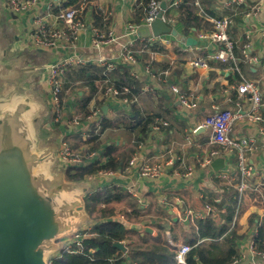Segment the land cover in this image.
Here are the masks:
<instances>
[{
    "label": "crops",
    "instance_id": "1",
    "mask_svg": "<svg viewBox=\"0 0 264 264\" xmlns=\"http://www.w3.org/2000/svg\"><path fill=\"white\" fill-rule=\"evenodd\" d=\"M51 1L52 0H39L27 12L16 18L8 11L5 6V1L0 0V6L9 14V24L13 26L14 30V33L9 37L0 34V49H3L0 54V62L2 64L12 65V71H14L16 65L21 63L19 62L21 60H19L17 54L37 51L45 55V60L40 64L27 57V61L30 62L29 68L20 69L19 72L24 75L28 73V75L25 79L20 76L19 87H22L25 94L38 103V101L34 99V96L28 93L24 86L21 85L22 81H26L30 84L33 83L32 81L35 77L31 74L34 70L38 71L39 76L37 78V84L46 99L45 105L49 114L51 111L48 105L46 84L43 80L42 68L44 65L56 61L57 58L65 56L66 53L62 50L55 52L33 49L30 47L27 34L32 29L34 13L38 10L46 16L49 13L46 7ZM136 1L137 0L95 1L94 4L108 17L109 24L105 30L111 31L114 36V41L103 46L100 50L93 49L91 45L92 32L89 27L90 22L95 26L91 11L89 8L85 12L83 11V18L88 26L78 34L76 54L83 59L86 64L98 66L96 64L100 59L119 63L122 46L131 44L132 48L138 42H143V40H147L152 35L150 28L142 25L141 20L138 24L133 20L132 9ZM167 1L171 3L172 0ZM200 1L202 2V6H200L203 14L208 18L228 17L232 20V24L228 30L229 37L232 40L235 38L237 42H242V48L247 41L252 45L251 55L257 58L259 63L249 64L246 61L251 69L249 80L257 82L263 100L264 68L262 67V63H264V0H246L242 4H232L229 6L225 4L226 0ZM236 6H243V9H236ZM197 14L203 18L199 10H197ZM234 18L238 21H234ZM130 24L135 26L132 32L127 29V26ZM169 27L176 30L177 34L176 36L165 34V37L170 40V45L165 47L158 43L162 48V52L149 53L151 59L158 65V73L146 66L143 59L136 60L135 65L131 68V73L133 72L135 77L138 78L143 85L142 93L140 97L137 98L139 109L148 113L160 114L161 117L157 118L156 122L160 120L167 123V125L164 126L159 124V128L155 129L153 128V126L156 125L155 123L151 127L148 137L143 143L137 146L136 152L132 154L129 160L134 155L140 157L142 161L148 164L172 160V166L167 169L163 176L156 180H150L140 176L139 171L135 167H130L128 165V160L124 163L122 169L111 170V176L102 177L96 175L92 178H87L85 184L76 186L83 191L86 190V187L92 186L101 187L112 184L121 186L142 208H151L152 210L154 207H163L172 217V220H179L186 224L189 222V220L185 221V212L187 210L203 212L201 211L202 208H194L199 198L202 196L201 191L203 189H217L215 178L221 180L217 176L218 173L214 172L211 166L200 167L197 160L203 158L207 153L213 150H218L221 154H224V149L212 142L213 134L209 128H205L200 132H194L193 130L197 126L205 123L207 117L211 118V114L218 111L221 104L226 105L229 91L235 89V87L230 86L223 92L212 94L211 90H213L215 84H220L221 86L228 85L226 78L229 73L233 71L225 68H212L210 66L207 70L193 68L191 62L197 58L206 59L207 56L214 51V46H211L208 42L197 39L198 34L202 30L195 35L189 34L188 36H184L182 33V26L178 23L175 22ZM247 36H249V38H247ZM189 37L194 38L197 44L187 46L185 39ZM4 40L7 41L5 48L2 45L5 44ZM197 46H201L203 49L197 51L195 49ZM174 47L177 48L176 50L178 53L172 51ZM7 50L10 54L15 55V57L10 58L8 61H2L1 57L7 55ZM210 62L216 63L215 61ZM162 70L164 71L162 72ZM172 85L177 86L182 93L196 100L198 102L197 108L190 111L188 114L182 113L176 97L170 92V86ZM8 86L9 85H7V87ZM10 86L15 87L14 84H10ZM7 90L9 94L11 91L15 90V88ZM82 93V89L77 86L64 93L65 105L62 117L58 122H55L53 119V124H56V133H53L52 136L57 138L59 143L61 139H64L70 145L77 137L83 140L82 134L79 129H77L78 126L72 123L73 118H78L81 123L79 128H82L81 126L84 119H82L78 113V104ZM239 99L240 101L237 103H239V106L245 111L248 106V99L241 96H239ZM95 104L100 105L101 108L106 106L105 111L102 109V115L105 119L113 120L119 115H127V113H130L128 106L122 107L115 102H106L100 98L99 94L93 98L90 106ZM236 108L237 105L235 108L229 107V111H233ZM43 111L44 109L42 108L38 115L39 121L43 115ZM45 123H49L51 127L50 121L44 120L42 126H44ZM255 129L256 126L249 124L245 120H241L234 123L231 134L250 135L255 132ZM134 136L135 135L129 136L126 134L121 127L120 129L106 130L101 136L104 143L100 149L103 150L107 145L112 144L115 145L119 151H127L133 144L135 139ZM80 149H82V147ZM57 150L58 148L55 149L56 159L58 160ZM73 151L75 154L80 155L75 150ZM248 157L257 168H264V142L262 140L256 142L253 150L248 153ZM187 161L191 162L184 170L183 167ZM62 168L64 167L62 166ZM189 168H192V174L189 177L182 178L176 176V174L182 175L187 173ZM257 180L258 179L254 178V181ZM218 190L220 191L221 189ZM253 191L260 192V189ZM243 200L237 218V234L241 237V243L245 241L249 229L253 226V223L251 224L248 221L250 216L254 215V222L256 219L259 220L264 216L263 206L256 204V201H252L247 194H245ZM184 204H186L188 208H186L183 214L182 207ZM118 216L119 215L115 216V219ZM125 221L129 223L127 227L135 226L141 235L144 232H148L152 236L156 234V230L150 225L152 222L148 224L146 221H142L133 225L126 219ZM128 252L130 251L126 248L125 253L127 254Z\"/></svg>",
    "mask_w": 264,
    "mask_h": 264
},
{
    "label": "trees",
    "instance_id": "2",
    "mask_svg": "<svg viewBox=\"0 0 264 264\" xmlns=\"http://www.w3.org/2000/svg\"><path fill=\"white\" fill-rule=\"evenodd\" d=\"M161 1L166 3L164 16L181 25L184 36L195 35L200 30H211V24L198 16V8L194 0H180L172 7H169L170 1ZM148 2L149 0L135 2L132 12L133 20L137 24L144 17V9ZM94 3V0H63L59 6L53 7L51 12L57 14L62 9L80 8L83 4V11L89 8L94 25L104 31L109 24L108 17ZM199 3L202 6L200 0ZM238 8L243 9V6H236V9ZM233 20L238 21L236 18ZM231 35L233 36L232 33ZM232 41L235 63L208 61V65L212 68L233 69L226 78L228 85L215 84L211 90L212 94L223 92L230 86L236 87L243 80H249L251 69L242 56V42H237L235 38ZM176 49L174 47L172 51L178 53ZM131 50L136 60L143 59L146 66L158 73V65L149 55V53L162 52L158 43L149 44L145 39L143 42H138ZM104 84L116 87L121 96L128 99L130 113L119 115L113 120L104 118L100 127L91 128L85 140L77 137L70 146L85 157L103 146L104 141L101 136L106 130L120 129V127L129 136L135 135V139L127 151H119L115 145L110 144L102 150L103 160L91 161L84 166L62 168L67 184H85L87 178L96 176L100 171L122 169L124 163L136 152L137 146L148 137L156 119L161 117L158 113H148L139 109L137 98L142 93V82L131 73L128 66L124 65L116 66L112 70L91 64L69 66L64 76L63 94L76 86L82 89L78 113L82 119H85L89 113L90 102L100 93ZM239 101L236 90H230L226 105L221 104L218 112L229 111V107L235 108ZM211 115L213 116L214 112ZM262 117L264 118V111ZM208 119L210 118L207 117L206 120ZM55 126L56 124H51L53 131L56 129ZM190 162L185 163L184 170ZM215 182L216 191L203 189L202 196L194 207L202 208L204 216L193 221L189 220L186 224L172 220L163 207H154L152 210L142 208L121 186L112 184L86 187L83 200L84 221L87 228L76 233L78 238L72 240L70 247L64 246L57 254H51L48 262L49 264H176L177 246L184 243L191 246L185 256L186 264H232L239 257L238 244L241 240L240 235L237 234V223L232 226V222L235 215H239L245 195L238 205L236 190L223 180L215 178ZM245 194L252 201H256V204L264 207V187L260 188V192L248 190ZM186 208L188 207L184 204L183 214ZM117 215L123 216L133 225L142 221L148 224L152 222L150 225L156 230V234L152 236L144 232L141 235L135 226L126 228L121 220L115 219ZM248 221L254 223V215L250 216ZM254 242L256 249L264 256V216L257 222ZM114 243L124 244L130 252L127 254L122 252L113 246Z\"/></svg>",
    "mask_w": 264,
    "mask_h": 264
},
{
    "label": "built area",
    "instance_id": "3",
    "mask_svg": "<svg viewBox=\"0 0 264 264\" xmlns=\"http://www.w3.org/2000/svg\"><path fill=\"white\" fill-rule=\"evenodd\" d=\"M5 6L8 11L18 18L31 7H33L39 0H4ZM63 0H52L47 5L46 16L41 11H36L32 20V29L27 34L30 47L36 50L46 51H59L62 50L66 53L65 56H61L52 63H48L43 66V80L46 84V92L48 97V105L53 115L55 122H58L63 113L65 98L63 94L64 76L69 66L84 65L86 64L76 54V41L79 32L87 28V24L84 21L83 4L80 8H66L60 10L57 14L51 12L53 7H57ZM99 1V0H94ZM246 0H226V5L242 4ZM180 0H172L170 7L178 4ZM199 12L203 15V19L211 24V30H202L198 34L200 41L208 42L211 46H214V51L207 56L206 59L197 58L191 62L193 68L196 69H209L208 60L222 63H235L236 59L233 54V41L228 35V30L232 24V20L228 17L208 18L201 9L199 0H194ZM160 0H149L147 6L144 9V17L141 19V24L149 27L150 24L156 19L160 9ZM165 11V10H164ZM162 13L161 19L169 26L175 23V20L166 18ZM92 35V48L100 50L103 46L110 44L114 41V36L111 31H102L99 28L89 24ZM133 25H128L129 31H134ZM168 36V35H166ZM249 38V36H247ZM147 41L149 44L159 43L165 47L170 45V40L165 37L164 34L155 37L151 35ZM197 51L203 49L201 46L195 47ZM242 56L249 64H257L259 60L253 57L252 45L247 41L242 48ZM136 58L132 53L131 44L122 46L121 57L119 63L100 59L96 65L104 67L107 70H112L116 66H128L130 69L135 65ZM264 68V63H262ZM233 70V69H231ZM237 71V68H235ZM132 71V69H131ZM149 73V72H148ZM135 76V74L132 72ZM237 94L241 97L248 99V106L245 111L237 103V108L233 111L218 112L205 121V123L197 126L193 131L196 132L199 128H209L212 131V142L218 144L224 149V154H221L218 150H213L207 153L203 158L198 159L197 163L200 167H209L213 160L216 158H223L224 166L218 171V177L226 182L229 186L237 192L238 205L241 203L242 197L245 193L252 190H259L260 187H264V168H257L253 164L248 153L253 150L256 142L262 140L264 142V118L262 117V111H264V102L260 93V88L257 82L252 80H243L235 87ZM124 91H127L124 89ZM170 92L176 97L181 112L188 114L198 106V102L193 100L191 96H188L181 92L177 86H170ZM100 98L106 102H115L122 107L128 106V99L122 97L119 90L109 84H104L99 93ZM91 103V102H90ZM89 113L82 123L80 129V121L78 118H73L72 123L79 129L80 133L85 140L92 127H100L102 120V108L100 105L89 104ZM245 120L251 125L256 126L255 132L250 135L231 134V129L235 122ZM159 124L167 125V123L158 120L153 128L158 129ZM102 149L91 152L85 157H82L72 150L71 146L64 139L60 140L57 150V158L65 167L84 166L87 163L95 160H103ZM172 160L161 161L154 164L145 163L140 157L134 155L128 162L130 167H135L140 176L148 178L150 180H156L163 176L167 169L172 166ZM111 171H100L97 176L109 177ZM192 174V168H189L185 174H176V176L187 178ZM254 178L258 179L254 181ZM209 209V207H207ZM203 212H194L187 210L185 212V221L202 218ZM238 216L235 215L232 226L237 223ZM116 219L121 220L125 227L129 226V223L125 221L123 216H118ZM256 219L252 228L249 229L246 239L243 243L238 244L239 257L232 262V264H264V256L256 249L254 237L257 232ZM75 239L78 238L75 235ZM72 242V241H71ZM69 242L66 247H70ZM199 243V242H198ZM191 246L188 244H179L175 252L176 264H186L185 256L190 251Z\"/></svg>",
    "mask_w": 264,
    "mask_h": 264
},
{
    "label": "water",
    "instance_id": "4",
    "mask_svg": "<svg viewBox=\"0 0 264 264\" xmlns=\"http://www.w3.org/2000/svg\"><path fill=\"white\" fill-rule=\"evenodd\" d=\"M160 9L149 26L151 34L176 36L161 19L165 2ZM185 43L193 46L197 41L189 37ZM12 70L0 62V93L6 85H15L7 96L0 95V264H49L56 241L71 234L85 216L84 191L67 184L63 173L51 171L55 148H38L36 124L42 106L19 87L20 78L14 80ZM44 129L51 131L50 124ZM210 166L220 171L223 158ZM113 246L126 251L122 243Z\"/></svg>",
    "mask_w": 264,
    "mask_h": 264
},
{
    "label": "rangeland",
    "instance_id": "5",
    "mask_svg": "<svg viewBox=\"0 0 264 264\" xmlns=\"http://www.w3.org/2000/svg\"><path fill=\"white\" fill-rule=\"evenodd\" d=\"M0 13H1V17H0V34H3L5 37H9L10 35H12L14 33L13 30V26L9 24V14L5 11V9H3L0 6ZM5 44H2L3 47L5 48L6 45V40ZM3 49H0V54L2 53ZM19 56V63L18 65H16L15 70L12 72V77L14 80H17L18 78L25 77L28 75L27 74H22L21 72H19L20 69H25V68H29L30 66V62L27 61L28 58L33 59L35 61L38 62V64H40L41 62H43V60H45V55L43 53H39L37 51L34 52H23V53H19L17 54ZM15 55L10 54L7 50V55H5L4 57H1L2 61H8L10 58H14ZM28 57V58H27ZM18 62V59H17ZM33 75L35 78L33 79V83H27L26 81H22L21 85L24 86V88L27 90L28 93L32 94L34 96V99L38 101V103L42 104V108L44 109L43 111V115L40 118V121L38 120V124L36 125V129H37V137L39 140V149H42L44 147H54L55 149L59 147V142L57 140V138L53 137L52 134L56 133L55 130L53 131V129L51 131H48L46 129H44V126H42V122H44V120H48L51 122V124H53V115L52 113L49 114L48 109L46 107V99L43 96L42 91L40 90V87L37 84V78L39 76L38 71L34 70V72L31 74ZM12 89L15 88L14 86H5V89L0 93L1 96H7L8 94V90L7 89ZM55 124V123H54ZM53 124V125H54ZM56 127V126H55ZM62 165L61 163L56 159L55 163L53 164L51 171L56 173V172H61L62 173ZM87 228V225L83 220H80L78 225L75 227L74 231L67 235L66 237L56 241L57 243V249L52 253V254H57L58 250L64 246H66L69 242H71L73 239H75V235L77 232L81 231V230H85ZM50 256V255H49ZM48 256V259H49Z\"/></svg>",
    "mask_w": 264,
    "mask_h": 264
}]
</instances>
